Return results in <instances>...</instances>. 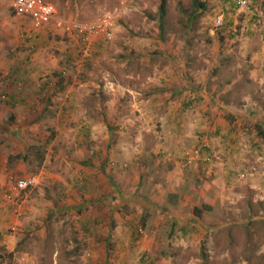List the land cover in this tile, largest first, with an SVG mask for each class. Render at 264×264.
Here are the masks:
<instances>
[{
    "label": "rangeland",
    "instance_id": "rangeland-1",
    "mask_svg": "<svg viewBox=\"0 0 264 264\" xmlns=\"http://www.w3.org/2000/svg\"><path fill=\"white\" fill-rule=\"evenodd\" d=\"M45 1L56 20L41 29L49 42L41 46L47 71L32 73L41 74L33 78L42 81V94L30 87L31 74L24 78L28 96L13 101L19 88L12 85L19 80L13 68L37 37L14 14L13 0H0V190L10 189L11 174L42 179L21 217L0 197V264H264L263 19L252 26L254 16L232 0H166L164 14L163 0ZM248 2L264 16V0ZM69 20L109 21L113 37L99 40L86 58L59 26ZM245 36L254 39L259 66L248 76L236 71ZM126 62L187 67L175 77L199 87L213 75L242 85L236 119L220 113L228 123L236 120L234 158L226 161L196 133L179 143L164 134L176 120L167 121L168 111L152 113L163 97L154 91L168 87H155L150 70L139 72L143 84H133L144 92L140 99L116 94L111 75L120 80L125 73L105 69ZM221 62L230 66L226 74ZM211 83V92L218 91ZM184 84L174 86L189 91ZM185 98L193 109L203 100ZM140 101L144 111L133 107Z\"/></svg>",
    "mask_w": 264,
    "mask_h": 264
},
{
    "label": "crops",
    "instance_id": "crops-1",
    "mask_svg": "<svg viewBox=\"0 0 264 264\" xmlns=\"http://www.w3.org/2000/svg\"><path fill=\"white\" fill-rule=\"evenodd\" d=\"M259 16L261 17V19L258 18L257 16L255 18L250 17V19L253 22H250L249 20V23L252 26H255L256 28H257L258 22H260L262 19H263V24H264V16L262 17L260 14ZM248 28L250 27L248 26ZM253 31L255 32V30L253 29L250 32H253ZM32 32L35 33L34 38L37 37L35 39V43L33 44L30 41L29 45L24 46L23 58L13 68V71H15L14 73H17V80L19 79L18 81H15L12 83L13 87H19L18 90L14 92V94H12L13 101L16 100L15 99L16 94H18V96L22 95V97L28 96L27 87H26L27 84H24L27 79H24V78H28V76H30L32 73L38 74L40 72L42 73L44 71H47L45 67L48 66V61H46L45 59L48 57V55H45L43 53L44 50L41 49V46L46 45L49 42H47L45 39L44 31L37 30V31H32ZM262 36L264 38V29H263ZM31 38H33V35H30L29 39ZM243 40H244L243 42L244 46H242L236 51L238 59H239V65L236 68V71L240 75L248 76L251 68L253 69V66L256 68H259V66L257 65L258 62H256L255 60L256 48L252 47V43L254 42L253 37L245 36L242 38V41ZM98 46L99 47L101 46L100 42H97L95 44V49H97ZM20 54H22L21 50H20ZM245 56H246L247 61H248L249 56H252L250 62H247V61L243 62L242 59ZM262 65H264L263 62H262ZM111 67H114V68L112 69L106 68L105 71L108 72L110 70L112 72L114 71L113 73H115L116 69L118 68L121 72L125 73L124 77L126 78V79L118 80L117 78H115V76L111 75V79L114 80L115 83L117 81V84L115 85L116 94H120V95L129 94V95H132L133 97L137 96L138 99H140V97H142L144 92L139 89L138 85L134 86L133 84L135 82L137 84L142 82L143 84V81L138 80L139 78L142 77V75L139 72H145L146 70H150L151 72L155 74L156 76L155 79L150 78L151 83L153 85L155 83L156 85L155 87H157V85L160 88L164 87V85L168 87V92L164 93V91L161 90L163 88H161V89L154 91L155 93H153V94L158 93L159 97L163 96L162 100L165 97H167V95L169 94L168 99H167L168 101L161 103L162 100L158 98L156 103L155 104L153 103V105L150 107L153 114H158L162 111L164 112L168 111L167 121L174 120V122L172 121V125L175 123V120H176L175 125L171 126L173 128L169 129L170 128L169 127L167 131L164 132L165 135L170 134V137L172 135L174 137L175 142L179 143V142H182V141H178V140H181L180 137H183V136L190 137V136H193L194 133H196L199 136H203V139H201V141L204 140L203 142H205V144L208 145V147H210L211 144L214 143L215 151L216 149H219L217 153H219L226 161L230 159L232 160L234 158V155L236 154V147L234 144L235 139H236V122H235L236 120L234 122L228 123V121H226L223 117L221 118L220 113H223V111L225 110L228 113V115H233L232 117H235L236 119V108L234 106L236 102V94L238 93L236 92V86L243 87L242 85H236V81H232V82L225 81L222 78L223 76L220 78H215L213 77L214 75L212 76V79L208 83H204L202 87L197 86L195 83H192L189 85L191 81H182V80H178L175 77L176 73L179 70H182L184 72L187 71V67L185 69H182L180 68V66H177L176 64H167V65L156 64L153 66H149V65L138 64L134 62H131V63L126 62V64L119 65V66L112 65ZM218 67L220 70H222L223 74H226V70L230 69V66L224 65V62H221V64ZM188 68L192 70L190 66H188ZM39 76H41V74H39L37 77ZM33 77L35 78L36 76L32 74V80L36 81V84H31L30 87L38 88L37 94H42V81L34 80ZM28 82H29V79H28ZM177 82L178 83L184 82L185 83L184 85H187L186 88H188L189 91H187L186 89L177 90V88H175L174 86V84ZM211 82H214L215 84L214 87L215 89L218 88V91L211 92L210 90L211 84H212ZM243 82L244 80L241 83ZM123 83H127V86H124ZM247 84H251V83H247ZM12 85H9V86H12ZM90 85L91 84H89V87ZM90 88H92V86ZM188 92L189 94H193V95L197 94L198 98L203 97L202 102L198 103L199 105L198 107H195V109H193L194 107H192V105L190 106V104L193 103L191 98L187 100L185 98L187 97V95H189ZM82 96L86 97V94L84 93L82 94ZM179 96H183L184 99H182L177 105L176 104L177 102H174L173 100L174 98L179 97ZM75 97H77L76 99H79L80 94H78ZM137 97H134V98H137ZM150 98L153 99V96H151ZM208 104H210L211 106ZM215 104H217V106L212 107ZM64 107L65 106L62 105L61 108L63 109V111L60 113L61 115L65 113ZM133 107H135V109L143 108V111L145 110V107L143 106V101H140L139 105L136 104ZM189 126H192V128L196 130L192 132V130H189L188 128ZM188 142L189 144H193L192 140H188ZM176 143L172 146L173 148H171V151L173 152L179 149L177 146L178 144ZM203 150L209 151L206 148ZM203 150H201V152ZM225 165L231 166L229 162H227ZM225 165H223V168H222L223 171L226 174L231 175L232 168H226ZM184 230L186 231L187 228H185ZM91 245H92L91 247L94 246L93 243Z\"/></svg>",
    "mask_w": 264,
    "mask_h": 264
},
{
    "label": "built area",
    "instance_id": "built-area-1",
    "mask_svg": "<svg viewBox=\"0 0 264 264\" xmlns=\"http://www.w3.org/2000/svg\"><path fill=\"white\" fill-rule=\"evenodd\" d=\"M237 3L240 8L258 16L253 13L248 0H237ZM12 6L14 14L21 17L35 31L49 28L56 20L55 9L45 0H13ZM224 25V16H217L215 18V27L221 29ZM59 26L62 27L64 34L77 44L80 53L86 58H90L94 54L95 44L99 40L109 41L113 37L112 25L109 21L82 23L76 20H69L60 22ZM41 181L42 179L39 175L21 178L11 174L8 176V182L11 187L9 190H0V197L12 205L14 215L21 217L27 202L28 193L37 189Z\"/></svg>",
    "mask_w": 264,
    "mask_h": 264
},
{
    "label": "trees",
    "instance_id": "trees-1",
    "mask_svg": "<svg viewBox=\"0 0 264 264\" xmlns=\"http://www.w3.org/2000/svg\"><path fill=\"white\" fill-rule=\"evenodd\" d=\"M165 1H166V0H163V2H162V6H161V9H160V11H161L162 14L165 13ZM232 1H233V5H234L236 8H239V5H238V3H237V0H232ZM248 3H250V2H248ZM249 6H250V8L252 9L251 3L249 4ZM253 16H254V15H253ZM254 17H257V16H254ZM191 105H192V104H190V106H191ZM194 214L196 215V217L200 215V212H199V209H198V208H195V210H194Z\"/></svg>",
    "mask_w": 264,
    "mask_h": 264
}]
</instances>
